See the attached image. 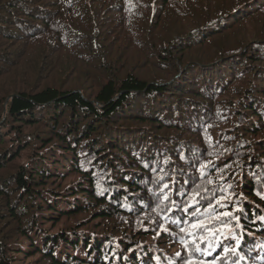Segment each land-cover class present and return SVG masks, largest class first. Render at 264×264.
<instances>
[{
    "label": "trees",
    "instance_id": "16d2710c",
    "mask_svg": "<svg viewBox=\"0 0 264 264\" xmlns=\"http://www.w3.org/2000/svg\"><path fill=\"white\" fill-rule=\"evenodd\" d=\"M0 84V264H264V0H0Z\"/></svg>",
    "mask_w": 264,
    "mask_h": 264
},
{
    "label": "rangeland",
    "instance_id": "374dc122",
    "mask_svg": "<svg viewBox=\"0 0 264 264\" xmlns=\"http://www.w3.org/2000/svg\"><path fill=\"white\" fill-rule=\"evenodd\" d=\"M52 56V59L54 60L53 62L55 63L56 62V57L57 56H61V57H63V58H66V56L65 55H59V54H55V55H51ZM53 62H51V63H53ZM53 63V64H54ZM56 64V66H54L53 68H52V66L47 70L46 69V71H44V76L43 77H41V79L39 78V80H38V82L40 83V86L39 87H44L45 85H49V84H54V83H56V82H58L59 81V78H57L58 76H56V74L57 73H54V71H56L55 69H56V67H59L58 66V64H57V62L55 63ZM54 70V71H53ZM59 70V69H58ZM100 72V70L98 69V70H96V72H94L95 74H93L92 76H97V74ZM61 74H63V72L62 73H60L59 75H61ZM58 75V74H57ZM92 76L90 77V79L92 80ZM55 77V78H54ZM13 77H11V78H9L8 79V82H10V80L12 79ZM78 77H76V78H74V80H76ZM57 79V80H56ZM73 78H68L66 81H68V82H70L71 80H72ZM65 81V82H66ZM62 82V81H61ZM30 84H32V86H35L36 84L31 80L30 81ZM11 89H12V87H10L9 88V90H8V92L9 91H11ZM0 95H3V94H5V92H7V86L5 85L4 87L0 84Z\"/></svg>",
    "mask_w": 264,
    "mask_h": 264
}]
</instances>
